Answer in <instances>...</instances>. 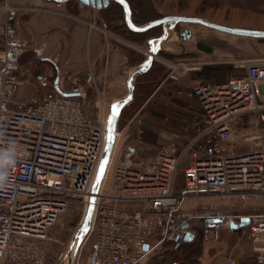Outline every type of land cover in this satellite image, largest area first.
<instances>
[{"label":"built area","instance_id":"1","mask_svg":"<svg viewBox=\"0 0 264 264\" xmlns=\"http://www.w3.org/2000/svg\"><path fill=\"white\" fill-rule=\"evenodd\" d=\"M1 6L0 171L6 179L0 187V264H49L47 244L58 240L74 210L82 208L85 217L90 205L109 117L94 72L90 67L74 72L60 54L51 58L56 74L39 75L34 93L20 97V60L32 44L15 26L21 7L9 0ZM140 51L146 57L150 52ZM156 59L167 69L165 78L174 80L199 65L184 58ZM233 65L236 74L189 91L201 112L186 139L177 132L144 153V118L134 114L122 125L118 120L87 232L93 244L90 264H142L162 243L180 245L188 232L195 234L196 218L206 230L234 231L232 224L244 217L249 223L242 231L258 262H264V209L236 214L187 205L194 197L213 195L264 199V61L243 58ZM89 90L96 96L95 117L87 111ZM133 130L136 141L130 140ZM207 219L220 221L207 226ZM225 264L237 262L231 257Z\"/></svg>","mask_w":264,"mask_h":264},{"label":"rangeland","instance_id":"2","mask_svg":"<svg viewBox=\"0 0 264 264\" xmlns=\"http://www.w3.org/2000/svg\"><path fill=\"white\" fill-rule=\"evenodd\" d=\"M52 1L55 2L56 0ZM65 2L66 6L72 9L74 3L78 5L80 3V0H67ZM154 2V5L158 10V14H198L207 17V19L209 20L225 25L264 29L263 14L235 7V5L237 4H235L232 0H155ZM186 30L192 32L190 42L194 41L197 42V45L198 43H200L204 47H209L211 48V52H207L205 49H203V51L205 52L203 54L198 51L189 52L187 50V45L189 44L182 43V40H186L182 37V33H184ZM109 32L111 35L115 34V37L119 38L118 40L122 41L123 44H126L127 46H130L132 48H134L135 45L140 46L137 50H144L145 47L149 48L151 46L149 42L141 44L135 42V40H133L132 38L126 39L122 34H119L120 31L112 32L111 30H109ZM158 55L160 57H169L175 59L184 58L187 60L202 62V71L198 72L203 73V70H205L207 67L221 62L225 65L227 64L226 66H233L232 69L223 67L219 70H216L213 75H204L202 73V76H198L196 72L189 73L183 78V80L181 79L180 82H182V84L186 87H192L194 84L197 85L199 83L207 81L224 80L229 75L236 74L237 69L233 65V63L236 64V62H238V60L240 59H263L264 61V38H254L229 34L202 24L179 23L176 25V28L169 33L165 41H163ZM154 62H158L162 65V63L160 61H157L156 58ZM40 65V60L38 57H36L32 47L26 54L22 56L20 60L21 72H24L27 69L30 70L33 74L30 78L33 81H35V77L37 74L45 71L44 67ZM134 68L135 67L133 66H129V72ZM21 75L22 73L20 74V76ZM163 79L164 78H162L161 80L163 81ZM160 83L161 82H159V85ZM178 86L182 88L179 84ZM100 87L102 91L105 90L106 92L107 89L105 88L107 87V85L104 84L103 88L102 86ZM127 93L128 87L127 89L124 88L121 94L114 97V99L116 98L115 101L124 98ZM95 97V94H93V92L89 90L86 105L87 111L89 115H91V117L96 116ZM110 99L111 98H107L105 95V98L103 100L105 105V112L108 113V115L111 113L109 107L110 101H113ZM180 99L184 100V98L181 97ZM189 100L197 106L196 101H194L195 99ZM125 107L122 109V117L120 115V122L127 118H130L134 114H138V116L143 117L145 120L146 133L144 134L142 139L143 143L140 144L141 147L143 146L144 153H148L150 150L156 149V147L162 145L163 142L167 143L169 141L168 137L174 136V134L177 132H182L184 134L190 133L192 129L191 122L200 114L199 108H174L175 110H185L184 114L186 116H184L185 120L182 121V123L185 125L182 124L181 126L178 125V127H173L172 124L163 123L162 121H156V119L152 117L153 115L150 114L149 108H141L136 112H132L131 110H126L127 108ZM148 121H150V124L147 123ZM162 135L167 137H162ZM135 137L136 139H138L136 130H133L132 138L130 140H135ZM187 205H190L194 208L208 206L218 208L220 210H231L236 214H248L252 211L263 210L264 199L261 196L255 194H237L229 197H218L216 195H213L210 197H194V199L188 201ZM72 216L73 217L69 220L67 227L64 230L57 232L56 237L58 240H53L51 244H47V248L45 249V251H47V255L49 257V264H67V254L70 249L72 239L84 222V213L82 208L74 210L72 212ZM203 226L204 225L202 224L200 219L196 218L194 220L193 228L195 230V233L198 236H203L200 238H204V243H202L204 244V255H207L206 252L209 251V255H212V257H214V255L216 256V259L219 261L217 262L219 264H225L226 259L231 257L236 260L237 264H264V262H258L256 251L254 250V244L247 233H244L243 231L242 233H239L238 231H231L224 226L220 228L218 226L217 230L215 231L206 230L205 228H203ZM211 238L216 239L211 240ZM92 245L93 244L88 238L87 232H85L80 240V243L74 246V248L76 249L73 248V251H75V254L73 256L74 264H90L93 253ZM164 246L157 247L156 251L158 249L160 251L175 250L174 248L170 249L169 246L165 244ZM170 260L171 258L168 259L166 257V259L164 258L162 262H166L165 264H168ZM179 260L175 261L179 262ZM148 263L154 264L155 260L147 259L145 263L142 264Z\"/></svg>","mask_w":264,"mask_h":264},{"label":"crops","instance_id":"3","mask_svg":"<svg viewBox=\"0 0 264 264\" xmlns=\"http://www.w3.org/2000/svg\"><path fill=\"white\" fill-rule=\"evenodd\" d=\"M9 1L21 7V11L15 19V26L21 36L31 40L34 53L36 57L39 58L40 64L45 69L44 72L36 75L35 81L30 78L33 75L30 70L27 69L22 73L20 87V97L22 99H28L34 93L37 86V77L39 75L46 74L48 76H53L56 74V68L51 61V58L57 54H60L65 58H69V69L74 72L81 73L90 67L92 72H94L99 85L102 86V88L104 84L107 85L105 88L107 89L106 92L103 90L102 94L103 100L105 95L107 98H111L110 100H113L110 101L109 107L111 106V103L116 100L114 97L121 94L124 88L127 89V77L131 71L129 72L128 70L129 65H127V58L125 54L114 43L119 42L123 44V42L119 41V38L115 37V34H113V36L105 33L102 26L97 23V17L100 9L82 5L80 3L78 5L74 3L73 7L71 6V9L66 6V2L60 3L52 0ZM3 2L4 0H0V21L3 19V8L1 6ZM185 39L186 40H182V43L189 44L187 45V50L189 52L198 51L202 54L205 53L203 49L197 45V42H190L191 39H188V37ZM198 63V69L186 72L179 79L174 80L173 78H164L156 90H159L162 87L170 88L176 86L175 88L177 89L179 96L184 98L183 102L179 104L180 108H199L200 113L201 107L198 101L189 95V91H191L196 85L194 84L192 87H186L182 84V82H180L181 79L183 80V78L189 73L202 71L203 63ZM178 84L182 88H180ZM189 99H195L194 101H196L197 106ZM143 108H146V106H143ZM194 132V128L192 127L190 133H183L184 139L192 136ZM162 137L167 136L162 135ZM170 137L171 136L168 137L169 141L173 138V136L171 138ZM164 143L165 142H163V144ZM211 230L215 231V229ZM200 237L203 236H198L195 233L192 239H199ZM215 239L216 238H211V240ZM202 240V243H204V238H202ZM203 247L204 244H202L200 253L197 256H192L189 260H186V264L189 262L192 264H217L219 262L215 255L214 257L209 255V251L206 252L207 255H204ZM156 249L153 250L148 255L149 258H147L155 260L154 264H165L166 262H162V260L164 258L166 259V257L168 259L171 258L168 264H174L173 262H175V259H178L176 257L182 256V252L178 248L168 252H164L163 250L160 251L159 249L156 251Z\"/></svg>","mask_w":264,"mask_h":264},{"label":"trees","instance_id":"4","mask_svg":"<svg viewBox=\"0 0 264 264\" xmlns=\"http://www.w3.org/2000/svg\"><path fill=\"white\" fill-rule=\"evenodd\" d=\"M70 1V0H69ZM130 8L132 20L137 25H142L152 20H156L165 16L164 14H158V10L155 7V0H127ZM235 4V7H239L245 10H249L251 12H257L264 15V0H232ZM78 3V2H77ZM169 15H187V16H200L207 18L203 15L198 14H181V13H169ZM97 23L105 27L112 32H119L126 39H133L138 43H148V40L152 37L159 36L162 32V25H157L152 28L143 30V31H133L131 30L126 22L124 16V8L122 4L117 0H111L108 6L99 10V14L97 17ZM119 49L123 51L127 58V65L136 67L141 64L146 56L140 50L134 49L126 44H122L119 42H114ZM198 46L207 51H211V48L204 47L200 43ZM227 65V64H226ZM224 63H218L213 66L207 67L203 72H196L198 76L214 74L216 70H219L223 67L233 68V66H226ZM225 69V68H224ZM203 73V74H202ZM167 75V69L159 64L158 62H153L150 66L149 70L144 74L138 75L135 83V91L130 104H128L125 108L126 110H131L132 112H136L137 110L143 108V106L150 109V114H152L153 118L156 121H162L163 123L172 124L173 127L181 126L184 121V111L177 109L180 108L179 104L183 102L180 99V96L177 92V89L174 87H162L158 91L156 90L159 87V82H161L162 78H165ZM173 89V90H172ZM156 90V92H155ZM155 92V93H154ZM157 94V95H156ZM156 95V96H155ZM155 96V100H150ZM174 106V107H173ZM177 106V107H176ZM122 112V111H121ZM122 117V114H121ZM126 120V119H125ZM125 120H119V123L122 125ZM150 124V121L147 122ZM184 125V124H183ZM148 132V131H147ZM150 133V132H149ZM202 238L192 239L189 241H184L181 245L176 244H167L162 243L161 247L165 245L169 246L171 249H180L182 252V256H177L175 260H179L173 262L174 264H186V260H189L192 256H197L202 248ZM165 248V246H164ZM170 250H165L164 252H168ZM192 264V263H188ZM254 264V263H253Z\"/></svg>","mask_w":264,"mask_h":264},{"label":"water","instance_id":"5","mask_svg":"<svg viewBox=\"0 0 264 264\" xmlns=\"http://www.w3.org/2000/svg\"><path fill=\"white\" fill-rule=\"evenodd\" d=\"M57 2H65L67 0H56ZM119 1L123 8H124V16H125V22L127 26L133 30V31H143L149 28H152L157 25H162V33L159 36L152 37L148 40L150 46V52L148 57L139 65H137L128 75L127 77V87H128V93L124 98H121L114 103L111 104L110 110L111 113L109 114V121L110 119L112 120L111 124L108 122V134H107V141H106V146L102 155V159L99 165V169L96 175V178L94 180V185H93V190H92V196L90 199V205L87 209V212L84 217V222L82 226L78 229L76 234L74 235L70 249L67 254V264H74V259L72 258V253H73V248L76 244L80 243V240L82 236L85 234V232H88L90 229L91 225V220L93 216V211L95 208V203H96V195L99 192V188L104 176V173L106 171L114 141H115V136H114V129L116 126V123L118 122L121 111L122 109L130 103V101L133 98L134 91H135V83H136V78L140 74H144L147 72L150 68V66L153 64L156 56L159 54V50L161 48V45L163 41L168 37L169 33L173 31L176 28V25L179 23H197V24H202L208 27H211L213 29H217L220 31H224L230 34H235V35H241V36H246V37H254V38H264V29H259V28H247V27H237V26H231V25H225L221 24L212 20H209L204 17L200 16H187V15H165L161 18H158L156 20H152L150 22H147L142 25H137L133 22L132 20V15H131V8L127 0H124L122 3L121 0ZM80 2L83 3V5L86 6H92L96 7L97 9H102L105 8L110 0H80ZM192 32L189 30H186L184 33H182L183 38H190ZM114 106H118V115L115 116L113 119V109ZM103 167V172H101V168ZM220 221V219H207L206 220V225H214L216 227L217 222ZM249 223V218L244 217L241 219L240 223H233L232 227L234 229H237L238 232H242L244 226H246ZM87 229V231H84V229ZM194 233L188 232V234L185 237V240H191L194 237ZM79 238V239H78ZM145 248L147 249L148 246L146 245ZM75 249V248H74Z\"/></svg>","mask_w":264,"mask_h":264},{"label":"snow or ice","instance_id":"6","mask_svg":"<svg viewBox=\"0 0 264 264\" xmlns=\"http://www.w3.org/2000/svg\"><path fill=\"white\" fill-rule=\"evenodd\" d=\"M121 2L123 3L124 0H121ZM118 106H114V109H113V119L115 118L116 115H118ZM112 120L110 119L109 123L111 124ZM101 172H103V167L101 168ZM84 231H87V229L85 228Z\"/></svg>","mask_w":264,"mask_h":264},{"label":"clouds","instance_id":"7","mask_svg":"<svg viewBox=\"0 0 264 264\" xmlns=\"http://www.w3.org/2000/svg\"><path fill=\"white\" fill-rule=\"evenodd\" d=\"M9 162H11L10 159H9ZM0 167H2V166H0ZM5 179H6V173L0 171V187L3 186V181H4Z\"/></svg>","mask_w":264,"mask_h":264},{"label":"bare ground","instance_id":"8","mask_svg":"<svg viewBox=\"0 0 264 264\" xmlns=\"http://www.w3.org/2000/svg\"><path fill=\"white\" fill-rule=\"evenodd\" d=\"M197 24V23H196ZM224 32V31H223ZM227 33V32H226ZM230 34V33H229ZM235 35V34H234ZM239 36H241V35H239ZM108 115V113H105V119H106V116ZM109 116V115H108ZM115 146V145H114ZM114 150V149H113ZM113 152V151H112ZM76 249V248H75ZM74 254H75V251H73V253H72V258H73V256H74Z\"/></svg>","mask_w":264,"mask_h":264}]
</instances>
